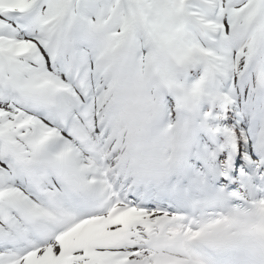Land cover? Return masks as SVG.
<instances>
[{"label": "snow or ice", "instance_id": "1", "mask_svg": "<svg viewBox=\"0 0 264 264\" xmlns=\"http://www.w3.org/2000/svg\"><path fill=\"white\" fill-rule=\"evenodd\" d=\"M0 264H264V0H0Z\"/></svg>", "mask_w": 264, "mask_h": 264}]
</instances>
